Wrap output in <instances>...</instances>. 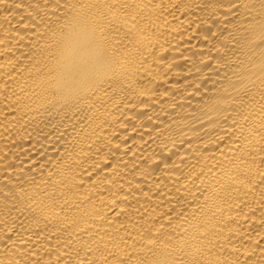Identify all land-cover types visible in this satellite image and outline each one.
<instances>
[{"label": "bare ground", "instance_id": "obj_1", "mask_svg": "<svg viewBox=\"0 0 264 264\" xmlns=\"http://www.w3.org/2000/svg\"><path fill=\"white\" fill-rule=\"evenodd\" d=\"M0 264H264V0H0Z\"/></svg>", "mask_w": 264, "mask_h": 264}]
</instances>
